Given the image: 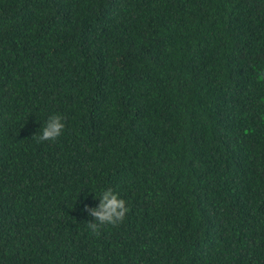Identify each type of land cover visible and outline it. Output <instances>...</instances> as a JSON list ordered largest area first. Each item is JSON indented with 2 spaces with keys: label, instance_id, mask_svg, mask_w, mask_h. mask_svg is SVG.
<instances>
[{
  "label": "trees",
  "instance_id": "16d2710c",
  "mask_svg": "<svg viewBox=\"0 0 264 264\" xmlns=\"http://www.w3.org/2000/svg\"><path fill=\"white\" fill-rule=\"evenodd\" d=\"M0 264H264V0H0Z\"/></svg>",
  "mask_w": 264,
  "mask_h": 264
}]
</instances>
